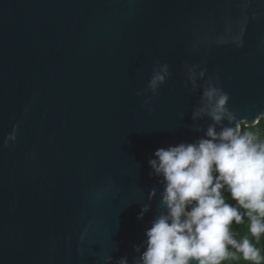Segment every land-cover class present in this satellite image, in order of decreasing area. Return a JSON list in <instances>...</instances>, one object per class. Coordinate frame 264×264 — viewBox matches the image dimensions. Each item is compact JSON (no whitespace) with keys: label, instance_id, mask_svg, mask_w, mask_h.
Segmentation results:
<instances>
[{"label":"water","instance_id":"water-1","mask_svg":"<svg viewBox=\"0 0 264 264\" xmlns=\"http://www.w3.org/2000/svg\"><path fill=\"white\" fill-rule=\"evenodd\" d=\"M209 77L264 118V0H0V264H132L161 210L148 162L203 135Z\"/></svg>","mask_w":264,"mask_h":264},{"label":"clouds","instance_id":"clouds-1","mask_svg":"<svg viewBox=\"0 0 264 264\" xmlns=\"http://www.w3.org/2000/svg\"><path fill=\"white\" fill-rule=\"evenodd\" d=\"M234 39L242 46L240 37ZM198 68H188L192 89L206 76V70L197 74ZM170 75L167 64L153 69L148 83L152 96L159 95ZM229 100L218 80L209 77L192 115L194 121H211L206 129L196 126L203 135L161 147L149 160L150 174L162 187L161 210L146 229V239L134 246L138 255L132 264H264V135L242 123L247 119H238ZM149 103L151 97L144 101ZM15 138L14 130L7 140ZM157 195L154 188L149 201ZM149 210L150 203L138 219L143 221ZM235 226L246 232L241 235ZM107 264H113L111 256ZM116 264H129L128 257Z\"/></svg>","mask_w":264,"mask_h":264},{"label":"trees","instance_id":"trees-1","mask_svg":"<svg viewBox=\"0 0 264 264\" xmlns=\"http://www.w3.org/2000/svg\"><path fill=\"white\" fill-rule=\"evenodd\" d=\"M253 131H257L261 135H264V118L260 120V122L253 128L250 127ZM237 231L243 235L246 232V229L243 226H235ZM232 264H239V262H232Z\"/></svg>","mask_w":264,"mask_h":264}]
</instances>
